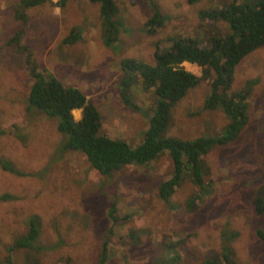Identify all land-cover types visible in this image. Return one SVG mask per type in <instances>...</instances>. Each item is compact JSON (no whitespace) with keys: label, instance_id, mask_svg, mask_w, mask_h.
<instances>
[{"label":"rangeland","instance_id":"rangeland-1","mask_svg":"<svg viewBox=\"0 0 264 264\" xmlns=\"http://www.w3.org/2000/svg\"><path fill=\"white\" fill-rule=\"evenodd\" d=\"M153 1L164 17L150 31L146 21L154 11L147 0H115L123 24L108 47L97 3L68 0L59 7L52 0L25 9L22 20L16 16L20 0H0V264H203L225 247L239 264H264V242L255 233L264 230V214L253 208L264 186V47L243 57L234 71L231 89L249 91L246 125L234 140L209 148L201 160L210 185L198 190L186 175L171 196L173 208L157 195L173 170L167 152L103 175L81 151L64 147L55 117L28 106L29 53L40 70L84 92L99 112L102 134L139 144L147 117L121 96L129 72L120 61L153 63L156 47H168L173 35L206 45L210 36L227 33L224 21L199 13L229 0ZM73 27L80 37L64 42ZM189 64L184 67L201 74ZM136 79L131 77V99L149 110L153 93ZM209 92L210 79H202L172 107L167 135L193 139L225 131V113L203 108ZM73 113L80 118V109ZM193 198L202 200L186 204ZM114 204L115 224L109 213ZM32 226L38 236L28 247L13 248Z\"/></svg>","mask_w":264,"mask_h":264},{"label":"trees","instance_id":"trees-1","mask_svg":"<svg viewBox=\"0 0 264 264\" xmlns=\"http://www.w3.org/2000/svg\"><path fill=\"white\" fill-rule=\"evenodd\" d=\"M52 0H20L16 16L25 20V9L41 5ZM68 0H58L63 7ZM99 5V18L103 42L114 47L118 41L122 20L118 17L119 8L115 0H89ZM153 9L152 16L146 21L150 31L160 26L164 17L158 4L147 0ZM193 3L196 0H187ZM200 16L209 20H222L227 24V33L212 35L206 45L198 40L183 35L170 37V45L156 47L154 62L147 63L134 58L120 61L121 69L128 71L121 82V96L131 108L140 110L147 117V128L141 142L135 146L125 139L114 138L101 133V118L95 105L79 88L65 85L58 77L39 69L38 64L28 53L26 63L32 83L29 87L27 102L46 116L55 117L58 130L65 134L64 147L81 151L90 165L103 175H109L123 165H144L168 153L172 163V174L163 179L159 185L158 198L169 208H173L171 196L181 185L185 176H189L198 190L210 185L207 181V167L201 158L213 145H223L234 140L248 121V94L245 88L233 91L234 71L240 60L258 47L264 46V0H229L221 8L200 11ZM18 32L13 42H19ZM81 35L78 27H73L64 38V42L73 43ZM183 62L198 65L201 74L196 75L182 66ZM213 72V76H212ZM143 89L153 93L154 103L151 109H141L129 94L134 84L131 77ZM210 79V92L204 100L203 108L216 110L220 108L227 116L225 131L217 136H203L193 139H182L167 135L172 107L184 98L190 89L202 79ZM155 104V106H154ZM74 109H81V117L75 119ZM262 131L264 133V110L262 113ZM5 168H8L4 165ZM16 171V170H12ZM209 173V172H208ZM210 176V175H209ZM202 198H193L186 202L196 204ZM253 208L256 214H264V186L257 190L253 197ZM115 204L109 213L115 224ZM120 217L119 219H122ZM118 219V222H119ZM258 238L264 242V230H255ZM38 236V228L32 226L23 237L18 238L13 248L28 247ZM232 237L237 236L231 232ZM176 242V241H175ZM178 243V242H176ZM170 246V243L168 244ZM172 245V244H171ZM105 243L102 254H105ZM179 256V255H175ZM203 264H239L234 258L232 249L225 247L223 252Z\"/></svg>","mask_w":264,"mask_h":264},{"label":"crops","instance_id":"crops-1","mask_svg":"<svg viewBox=\"0 0 264 264\" xmlns=\"http://www.w3.org/2000/svg\"><path fill=\"white\" fill-rule=\"evenodd\" d=\"M262 47H264V46H261V47H258L257 49H259V48H262ZM256 50V49H255ZM184 64L186 65V64H189V63H186V62H183L182 63V66H184ZM189 65H195V64H189ZM188 70V69H187ZM189 71H191V72H193L194 74H196V75H200V74H198V72H196V71H194V70H189ZM191 90V89H190ZM142 109V108H141ZM79 109H74L73 110V112L75 111H78ZM81 110V109H80ZM74 114V113H73ZM80 117H81V114H80ZM75 118V117H74ZM101 118V117H100ZM76 119V118H75Z\"/></svg>","mask_w":264,"mask_h":264}]
</instances>
